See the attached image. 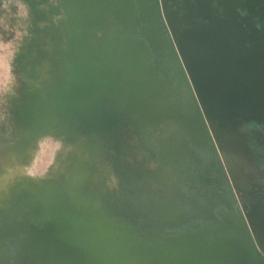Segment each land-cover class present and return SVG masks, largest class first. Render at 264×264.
Masks as SVG:
<instances>
[{
    "label": "water",
    "instance_id": "95a60500",
    "mask_svg": "<svg viewBox=\"0 0 264 264\" xmlns=\"http://www.w3.org/2000/svg\"><path fill=\"white\" fill-rule=\"evenodd\" d=\"M59 2L53 23L64 47L54 60L65 78L44 91L45 112L39 100L30 105L37 109L18 112L15 121L29 137L22 149L32 151L35 127L37 136L67 132L113 163L111 151L128 153L122 143L132 132L151 141L155 162L132 155L135 164L122 163L128 173L120 192L108 185L115 170L104 159L93 160L82 180L46 188L1 180L0 264H264V194L233 233L161 236L179 226L182 213L196 217L175 196L188 180V150L203 146V133L229 154L238 177L263 176L250 173L258 163L243 127L259 125L264 135V0ZM119 26L122 39L113 30ZM181 81L195 116L176 106Z\"/></svg>",
    "mask_w": 264,
    "mask_h": 264
},
{
    "label": "rangeland",
    "instance_id": "374dc122",
    "mask_svg": "<svg viewBox=\"0 0 264 264\" xmlns=\"http://www.w3.org/2000/svg\"><path fill=\"white\" fill-rule=\"evenodd\" d=\"M59 6V0H0V181L19 180L46 188L51 182L68 178L82 180L85 173L93 172V160L98 165L99 160L104 159V163L115 170V175L113 172L109 175L105 173L110 176L108 185H113L120 192L125 186L121 176L128 173L122 163L135 164L132 155L139 160L152 159L155 162L151 141L142 142L141 135L132 132L126 135L122 144L127 147L128 153L111 151L113 163L106 154L98 158V152L82 148L79 145L81 141L77 138L72 141L67 132L59 138L53 133L46 135L43 131L37 136L35 127L30 141L32 151L22 149L29 137L21 132L20 125L15 121L18 112L24 105L29 108L36 100H39L41 108L46 107L49 98L44 91L52 82L59 83L65 78L61 74L63 67L54 60L56 53H63L61 46L64 47V39L55 33L54 23L56 20L58 23L60 17L56 11ZM117 28L120 29V26L114 27V34L122 39L121 35L117 36ZM151 61L148 63L151 64ZM167 76L170 79L173 74L168 73ZM161 79H165L163 73ZM33 108L37 109V106H30L29 112ZM42 110L45 112L46 108ZM34 120L40 123L37 114ZM26 123L23 122L25 130ZM39 129L45 130L43 125H39ZM100 144L104 146L102 141ZM150 167L153 170L156 168L154 164ZM96 183L98 186V180Z\"/></svg>",
    "mask_w": 264,
    "mask_h": 264
},
{
    "label": "flooded vegetation",
    "instance_id": "af4514ba",
    "mask_svg": "<svg viewBox=\"0 0 264 264\" xmlns=\"http://www.w3.org/2000/svg\"><path fill=\"white\" fill-rule=\"evenodd\" d=\"M183 84V92H179L182 100L177 103V108L184 106L185 113L189 111L192 116L197 114L192 92L187 83ZM178 84L176 80L175 85ZM259 125L250 124L243 130L251 132L252 147L255 150L254 158L258 163V170H250V173L261 171L262 177L255 178L248 175L245 180L238 177L239 170L233 165L231 157L224 151H220L216 140L208 134H202V147L192 146L188 150L190 166L184 169L187 178L186 186L175 197L184 205V208L193 209L194 218L186 219L182 213L179 226L175 228L162 229L164 238H172L187 232L203 233L214 231L221 233L227 228L235 232L238 227L239 218L246 213L253 199L257 200L264 194V135H260ZM202 129V126H200ZM174 143V142H168ZM170 146V145H169ZM175 152L172 155L175 156ZM173 159V156H169Z\"/></svg>",
    "mask_w": 264,
    "mask_h": 264
}]
</instances>
